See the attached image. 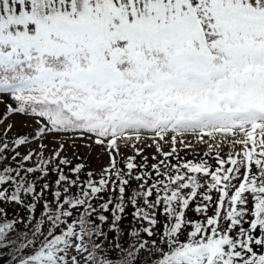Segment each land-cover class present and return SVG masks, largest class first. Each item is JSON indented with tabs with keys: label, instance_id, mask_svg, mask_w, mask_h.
Wrapping results in <instances>:
<instances>
[{
	"label": "snow or ice",
	"instance_id": "obj_1",
	"mask_svg": "<svg viewBox=\"0 0 264 264\" xmlns=\"http://www.w3.org/2000/svg\"><path fill=\"white\" fill-rule=\"evenodd\" d=\"M0 264H264V0H0Z\"/></svg>",
	"mask_w": 264,
	"mask_h": 264
}]
</instances>
